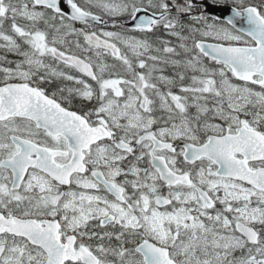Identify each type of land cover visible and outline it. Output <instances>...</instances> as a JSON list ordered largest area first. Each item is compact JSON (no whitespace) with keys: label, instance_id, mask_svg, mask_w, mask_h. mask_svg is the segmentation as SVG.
Returning <instances> with one entry per match:
<instances>
[{"label":"snow or ice","instance_id":"1","mask_svg":"<svg viewBox=\"0 0 264 264\" xmlns=\"http://www.w3.org/2000/svg\"><path fill=\"white\" fill-rule=\"evenodd\" d=\"M0 264H264V0H0Z\"/></svg>","mask_w":264,"mask_h":264}]
</instances>
